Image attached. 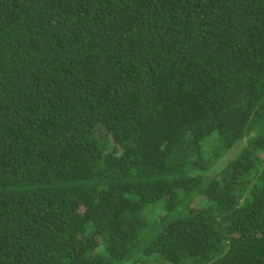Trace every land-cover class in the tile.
<instances>
[{"label":"trees","instance_id":"1","mask_svg":"<svg viewBox=\"0 0 264 264\" xmlns=\"http://www.w3.org/2000/svg\"><path fill=\"white\" fill-rule=\"evenodd\" d=\"M0 264H264V0H0Z\"/></svg>","mask_w":264,"mask_h":264},{"label":"rangeland","instance_id":"2","mask_svg":"<svg viewBox=\"0 0 264 264\" xmlns=\"http://www.w3.org/2000/svg\"><path fill=\"white\" fill-rule=\"evenodd\" d=\"M246 142V139L242 141V143H245Z\"/></svg>","mask_w":264,"mask_h":264}]
</instances>
